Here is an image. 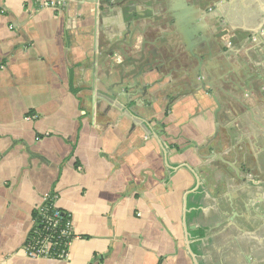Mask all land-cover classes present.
Returning a JSON list of instances; mask_svg holds the SVG:
<instances>
[{
    "label": "crops",
    "instance_id": "crops-1",
    "mask_svg": "<svg viewBox=\"0 0 264 264\" xmlns=\"http://www.w3.org/2000/svg\"><path fill=\"white\" fill-rule=\"evenodd\" d=\"M55 1L0 0V264H264V35L229 18L242 1ZM51 194L75 237L32 258Z\"/></svg>",
    "mask_w": 264,
    "mask_h": 264
},
{
    "label": "built area",
    "instance_id": "built-area-1",
    "mask_svg": "<svg viewBox=\"0 0 264 264\" xmlns=\"http://www.w3.org/2000/svg\"><path fill=\"white\" fill-rule=\"evenodd\" d=\"M55 4L56 1L52 0ZM49 197V196H48ZM45 201L37 208V217L33 218V235L25 242V252L29 257H69V247L75 237L72 220L55 205L53 199ZM43 223V230H38L37 223Z\"/></svg>",
    "mask_w": 264,
    "mask_h": 264
},
{
    "label": "rangeland",
    "instance_id": "rangeland-1",
    "mask_svg": "<svg viewBox=\"0 0 264 264\" xmlns=\"http://www.w3.org/2000/svg\"><path fill=\"white\" fill-rule=\"evenodd\" d=\"M240 1H242L240 6L243 9L238 11L239 7L235 6L232 11H229L230 15L228 16L235 24L239 21L245 22V27L249 29L246 35L253 43L256 41L254 38L259 39L256 31H262L261 35H264V0H237L234 3L239 5ZM262 48L264 49V47Z\"/></svg>",
    "mask_w": 264,
    "mask_h": 264
},
{
    "label": "trees",
    "instance_id": "trees-1",
    "mask_svg": "<svg viewBox=\"0 0 264 264\" xmlns=\"http://www.w3.org/2000/svg\"><path fill=\"white\" fill-rule=\"evenodd\" d=\"M54 197H55V194H51L49 195L48 199H53L54 200ZM37 213H38V210L36 209L33 213V218H36L37 217ZM65 215L67 216V214L65 213ZM38 230H43L44 228V225L43 223L41 224V222L38 221L37 225L35 226ZM33 229V228H32ZM32 229L30 230L29 234H28V237H27V240L26 242L31 238V236L33 235V231Z\"/></svg>",
    "mask_w": 264,
    "mask_h": 264
}]
</instances>
